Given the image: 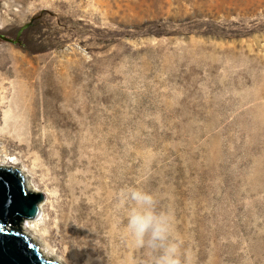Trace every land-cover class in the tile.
Returning a JSON list of instances; mask_svg holds the SVG:
<instances>
[{
  "label": "rangeland",
  "instance_id": "374dc122",
  "mask_svg": "<svg viewBox=\"0 0 264 264\" xmlns=\"http://www.w3.org/2000/svg\"><path fill=\"white\" fill-rule=\"evenodd\" d=\"M0 37V59L53 64L16 102L20 138L36 148L0 134V165L34 184L56 139L82 158L113 151L119 238L132 241L119 194L137 186L174 215L193 264H264V0H0ZM64 64L67 106L48 89ZM52 228L33 232L71 264Z\"/></svg>",
  "mask_w": 264,
  "mask_h": 264
},
{
  "label": "bare ground",
  "instance_id": "6f19581e",
  "mask_svg": "<svg viewBox=\"0 0 264 264\" xmlns=\"http://www.w3.org/2000/svg\"><path fill=\"white\" fill-rule=\"evenodd\" d=\"M52 65L48 62L43 69H39L37 65L22 59H4V56L0 59V122L3 125L0 134L5 144L13 146L17 143L24 152L36 148L35 145H26L20 138L18 115L21 110L17 103L24 84L32 88L41 87L40 79L45 77L41 71L45 75L47 71L49 75L48 70ZM9 77L15 80L10 83L8 90L5 89L4 81ZM48 89L54 100H61L66 106L69 104L70 77L66 64L61 66L59 75L51 80ZM7 96L11 98L5 102ZM101 99L102 96L97 91L91 95L92 102ZM5 107L11 112L10 119L5 116ZM86 109L85 104L79 111L84 115ZM36 118L37 114L32 117L35 120ZM59 122H61L59 118L54 119V124L57 125ZM59 126L66 127L67 123H61ZM113 137L111 132L106 139L107 143ZM56 141L57 144L53 143L55 153L47 155L41 153L43 159L37 160L34 164V184L28 182L24 173L16 169L14 161L8 160L7 163L0 165V168H13L19 171L23 175L26 190L29 193L41 194L43 197L38 205V217L32 221H25L22 233L27 234L34 245L39 246L44 258L48 257L59 264L63 263L62 260L45 248L33 231H44L53 226L51 232L54 237L71 244L69 245L71 264H130V260L134 258L146 260L144 252L137 249L133 241L128 242L124 238H119L118 233L114 232L118 227V222L114 219L118 178L113 151L106 154L98 152L91 158H82L76 153L78 142L73 143L74 150V147L70 148L58 139L54 142ZM103 159H106V162L103 163ZM125 253L127 258L124 257Z\"/></svg>",
  "mask_w": 264,
  "mask_h": 264
},
{
  "label": "clouds",
  "instance_id": "9594fccd",
  "mask_svg": "<svg viewBox=\"0 0 264 264\" xmlns=\"http://www.w3.org/2000/svg\"><path fill=\"white\" fill-rule=\"evenodd\" d=\"M119 206L135 247L146 254L143 264H193L191 250L173 235L174 215L161 210L151 192L128 186L119 194Z\"/></svg>",
  "mask_w": 264,
  "mask_h": 264
},
{
  "label": "water",
  "instance_id": "95a60500",
  "mask_svg": "<svg viewBox=\"0 0 264 264\" xmlns=\"http://www.w3.org/2000/svg\"><path fill=\"white\" fill-rule=\"evenodd\" d=\"M26 28L24 26L18 31L14 41H6L17 44ZM42 200L41 194L26 190L19 171L0 168V264H59L48 257L44 258L39 246L22 233L21 224L38 217V205Z\"/></svg>",
  "mask_w": 264,
  "mask_h": 264
}]
</instances>
